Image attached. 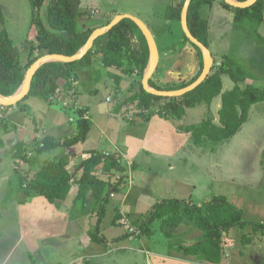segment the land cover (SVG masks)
<instances>
[{
  "label": "rangeland",
  "instance_id": "rangeland-1",
  "mask_svg": "<svg viewBox=\"0 0 264 264\" xmlns=\"http://www.w3.org/2000/svg\"><path fill=\"white\" fill-rule=\"evenodd\" d=\"M84 1L85 3L89 2L90 6H86L85 11L81 12V17L78 20L80 28L83 29L86 27H101L108 21V19L104 20V22L100 21L101 18H109L117 13L131 14L147 22H149L150 18L159 20L166 14L167 8L173 2V0H81V3ZM221 2L224 5V0H221ZM0 7L5 16V28L8 30L16 46V58L20 64H25L23 68L27 73L30 67V61L34 57L45 53L39 50L36 40L38 28L32 23L33 9L30 0H0ZM226 9L228 10L226 13L231 19L225 21L221 29L216 28L215 24L218 23H212L210 36L213 35L212 37L208 36L207 39L214 57L211 72H217L222 68L223 64L227 68L229 64L227 55H236L237 60L240 61V66L246 70L247 74H251L250 77L241 83V86L245 87L247 84L263 86L264 44H259L256 34L260 31L264 35V26L245 21L236 28L231 16L234 10L232 8ZM203 13L208 16L209 13L207 14L206 7L203 9ZM111 20L112 18L108 22ZM165 22L167 23L165 29H155L157 32L155 37L159 51L164 50L166 53H163V55L160 53L158 67L152 76L153 81L161 87L171 86L174 83L181 85L183 81H190L197 75L201 66L196 48L191 42L185 40L181 21L171 22L165 20ZM234 28L236 31H234ZM234 32L240 34L242 38H246L249 46H240L237 43L232 44L231 42L234 39L239 40L237 33L233 36L235 34ZM231 34L232 39L227 42L230 40ZM30 42L33 43L31 49L33 52L32 55H28ZM230 49L234 52H228ZM169 51H177L175 61L171 60ZM89 60L90 62H95V67L93 70L87 71L86 74H81L78 65L85 64ZM124 61L125 65L121 68L105 67L101 54H96L90 59L77 61L72 67L73 69H71L73 71L70 73V79L60 81V85L62 86L61 95L51 97L54 99H65L63 100V106L58 101L52 104L51 108L54 110H47V107H49L48 102L34 95H30L28 98L12 106L0 105L1 132L6 135L4 137L5 141L9 140L7 143H4L3 149L0 150V228L2 237H5V244L1 245L0 241V264H27L24 252L28 243L26 242L25 236L28 233L33 236L37 224H35V221H40L44 217L42 216L40 218V213L34 210L36 207H42L43 200L35 202L33 199L29 203H26L24 200L25 193H23L22 189L23 185L29 182L47 161L64 156L68 160L67 169L71 172L73 178L72 186H75L77 185V179L82 174L86 159L90 155L99 153L110 159L113 157L111 153L102 150L97 152L93 151V153L89 154L88 152L90 151L78 150V153L71 152L68 156L55 155L56 149H54L55 152L50 150L37 153L36 149L41 144L43 145L41 142L47 136V133L61 141L75 137L80 133L79 126L81 121L85 119V110L84 108L72 109L71 107L70 111V102L80 101V104L83 105L82 107H88L90 109L94 126L86 140L80 142L94 141L98 143V146L101 143H107L108 138L115 139L119 136L120 133L118 131H121L124 125L123 118L139 117V108L136 103L129 102V98L135 92L140 91L144 74L141 75L137 72L135 70L136 66L127 57L124 58ZM98 65H100V68H97ZM127 69L132 70L133 73L131 75L124 74L123 71ZM109 70L122 75L120 84H117V82L107 75L106 72ZM76 77H80L78 84L79 96L77 98L72 93L73 82ZM228 79L231 80V77L227 76L225 83ZM164 101L165 99L156 102L151 109L144 112V115L141 117L142 120L146 119L150 113L159 111ZM28 106H31L29 108L32 111L31 113L26 109ZM207 112H209L208 106L204 104L197 105L188 110L187 115L181 123L188 124L195 122L194 119L200 120V118L206 116L205 113ZM45 113L48 114L50 119L52 118V121L44 117V119L40 118ZM200 113H203L204 116L200 117L198 115ZM214 121H219V114L218 117L214 118ZM56 122L61 124V126L57 129L50 127L49 123ZM15 123H21L25 128H28L27 131L20 135L21 139L28 141L23 146L28 161H24L15 156L17 142L13 139L15 136L10 134L13 132L11 126ZM5 125L9 128L8 132L3 131ZM65 126L72 128L71 131L70 128L68 129ZM38 127H43L44 133L37 130ZM35 130L39 132L36 137L32 134ZM28 131L32 133L30 134ZM235 143H237L236 150H233L234 152H231L229 155V146H225L226 143L218 155L214 154L216 152V149L214 151V147L221 143H213L207 139L200 145L185 143L184 150L181 151L180 156L171 159V165L168 162L167 164H158L156 167V161L153 164L151 158L141 159L140 161L144 160L141 163L144 168L142 170L140 166L139 172H136L134 181L130 185L131 194L127 198L129 205L127 218L129 220L123 223V226H120L119 223L118 225L116 224L118 218L112 216V219L114 218V224L116 225L112 227L111 224L110 229L105 228L103 234L97 227L102 223L105 212L101 211L103 210L101 207L98 209L92 208L94 201L95 205L99 203V201L97 202L93 198L90 203H93L92 206L89 208L90 204L86 205L88 210H90V220H92L93 216L98 217L95 226L92 227L94 224L90 225L91 236L95 234L97 236L102 235L99 236L101 241L105 237L110 238L120 232L118 240L130 236H134L136 239L145 237L153 234L152 230L154 229L155 232H160L161 220H153V214H150V211L153 209L151 206L152 203L153 206H156L162 199L181 198L180 200L183 204L181 211L185 214L184 205H195L194 203L205 205V202L212 200L214 196L224 194L243 210L244 218L242 219V225H246L243 227L239 225L235 228V231L227 230L223 233V258L229 261V263L225 264H252L250 261L255 260H250L249 252H254L261 243L264 249V228L258 227L259 224L257 223L264 222V101L251 106L249 118L239 132ZM103 147H105V144H103ZM70 156H73L72 162ZM121 165L124 164L121 163ZM153 165V170L149 172L147 167ZM231 172L239 180H232L230 177ZM98 173L100 176L108 177L110 172L98 171ZM111 173L116 177L114 179L115 182L112 183L110 188L113 185H117L119 188L127 185L128 175L126 177V174L116 171ZM8 176L13 182L15 194L10 201L5 203L2 194H5L10 188L9 181H7ZM113 193L116 192L112 188L109 189L100 203L105 202V199L110 200L113 198ZM139 199L141 202L136 203V200ZM2 208L5 211H2ZM150 208L152 209L148 210ZM43 209L48 210L45 207ZM107 209L112 210L109 206ZM133 213L136 215V219L133 218L134 216L132 217L133 219L131 218ZM46 214L50 215L51 210L46 211ZM111 214V211L107 212L104 220L105 224H108ZM64 216L60 215L58 218H52L53 220L49 218L50 220L48 219V222H63L65 221ZM54 217L56 216L54 215ZM23 221H26V228L24 227ZM129 221L134 222L135 226L132 224V227H129ZM30 222H33L32 225H30ZM155 223L157 226L154 227ZM170 233L171 241L169 243L171 242L170 245L177 248L178 244L181 243L192 244L195 241H199L203 232L191 224L182 223L178 226H171ZM29 234L27 237H30ZM20 237L22 238L20 239ZM248 238L252 239V241H248ZM142 240L140 239V241ZM253 241L254 244L249 245ZM133 243H136V241ZM153 244L156 247L161 245L155 242V240ZM248 246V251L243 250L242 252V249ZM233 247L236 249L235 253H232ZM173 251L183 253L182 251L174 249ZM34 263H36V260L32 264ZM220 264H224L223 261Z\"/></svg>",
  "mask_w": 264,
  "mask_h": 264
},
{
  "label": "trees",
  "instance_id": "trees-1",
  "mask_svg": "<svg viewBox=\"0 0 264 264\" xmlns=\"http://www.w3.org/2000/svg\"><path fill=\"white\" fill-rule=\"evenodd\" d=\"M45 0H30L33 9L32 23L37 26L36 40L40 51L45 53H63L74 55L88 41L92 32L98 27L80 28L78 20L81 15V0H51L48 7L43 11L42 7ZM185 0H173L167 8L165 18L174 21H181V11ZM245 1V0H238ZM213 0H192L188 11V24L191 32L204 42L208 43V20L202 16L201 9L206 3H212ZM227 8L234 10L233 21L237 25H242L245 21L264 26V0H258L249 8H236L228 5ZM42 15L48 24L46 26L42 21ZM5 16L0 7V94L11 96L17 92L23 84L26 77L24 65L20 64L16 58L15 46L8 30L5 28ZM109 23V22H108ZM107 23V24H108ZM106 25V24H105ZM183 30V29H182ZM185 40L191 42L183 31ZM259 44H264V35L258 31L256 34ZM199 59L200 69L195 77L190 81H183L181 85L175 83L171 86L161 87L150 79V85L157 89H178L195 81L203 69V54L201 49L194 43ZM33 43L30 42V51L32 52ZM44 54V53H43ZM96 54H101L105 67L121 68L125 65L124 58L127 57L135 66L136 71L141 75L145 73L150 59V46L138 24L125 18L106 33L100 35L94 42V46L82 59H90ZM42 55V54H41ZM41 55L34 57L30 65ZM229 64L220 68L215 73H210L208 77L196 89L180 97H163L144 90L141 86L140 91L135 92L129 102L136 103L140 110H149L156 102L163 99L165 101L157 111L166 119L179 121L183 119L190 108L197 105H210L212 100L222 95V106L218 111L219 122H215L208 117L198 123L177 124L179 132L191 133L195 145H200L204 140L220 142L233 137L249 118V110L252 105L264 101V85L253 86L247 84L245 87L241 83L245 81L249 74L240 65L236 64L228 56ZM81 60V59H80ZM79 61V60H78ZM75 62L49 61L42 65L36 72L33 80L30 95L38 96L48 100L52 96H60L62 86L60 81L68 79L72 73V67ZM117 84L122 80V75L113 71L106 72ZM124 74L131 75L132 70H124ZM222 74L231 77L235 82L232 89L223 91ZM70 79V78H69ZM140 114H144L143 112ZM178 123V122H177ZM80 133L75 137L64 140L55 139L52 136H46L36 150L37 153L50 151L59 147H69L85 140L90 126L87 120L80 123ZM3 131L8 132L7 125ZM1 134V128H0ZM26 142L16 144L17 151L15 156L28 161L25 154ZM4 143L0 140V147ZM90 155L83 166L81 176L77 179L79 186L76 201L82 205L87 198L91 196L96 201H101L108 190L112 188L117 192L120 188L113 185L115 175L113 171L120 172L125 169L119 159L107 158L103 154L95 153ZM68 160L64 157L49 160L38 171V173L25 185V202L32 200L37 196L45 197L49 202L55 203L57 200H63L67 197L72 188L73 178L71 172L67 169ZM123 166V167H122ZM98 171L110 172L108 177L100 176ZM10 188L4 194L3 201L7 203L15 194L12 180L9 183ZM182 201L178 198H168L159 201L150 211L153 214V220H161L160 229L167 237H171L170 227L178 226L182 223L191 224L199 228L203 233L200 240L194 244H178L177 248L170 245V248L182 251L187 256H193L198 260L206 261L210 264H220L224 257V247L222 242L223 233L227 230L235 231L239 225H242L244 212L233 201L224 195H216L201 205H184L185 214L181 211ZM258 227L264 228L263 223H258ZM248 241L252 239L248 238Z\"/></svg>",
  "mask_w": 264,
  "mask_h": 264
},
{
  "label": "crops",
  "instance_id": "crops-1",
  "mask_svg": "<svg viewBox=\"0 0 264 264\" xmlns=\"http://www.w3.org/2000/svg\"><path fill=\"white\" fill-rule=\"evenodd\" d=\"M86 6H90V3L89 2L85 3V1L82 2L80 4V12L85 11ZM205 7L207 9V14L209 13L208 16L203 13V9ZM213 8L215 11L213 10ZM226 8L227 7L223 5L221 0H213L212 3H206L202 7L201 9L202 16L206 18L207 20H209L208 36H210V30H211L210 27L212 23H218V24H215L216 28L221 29V26L223 25V23L231 19V17L229 18V16L226 13L228 11ZM233 14L231 15L232 19H233ZM116 15H118V13L109 18H105V19L101 18L100 21L104 22V20H107V19L109 21L110 18L113 19ZM86 17H89V16H86ZM165 20H169V19H166L165 14H164V16L161 17V19L159 20L150 18L149 22H147L146 20H143V21L146 24L151 23V24H148V26L153 31L154 36H156L157 32L155 29L157 28L160 30L165 29L167 25ZM169 21L172 22L174 20H169ZM107 22L105 24H107ZM234 26L236 28L239 27V25H237L235 22H234ZM234 31H236L235 28H234ZM234 33L235 34L233 36H235L237 32H234ZM212 35L210 37H212ZM238 35H239V40L234 39L231 43L232 44L237 43L240 46L242 45L249 46L247 44V39L242 38L240 34ZM231 39H232V34L230 35V40H228L227 42L231 41ZM228 52H234V51L230 49ZM15 53H16V48H15ZM160 53L163 55V53H166V51L163 50V51H160ZM175 54L177 55V51H172V52L169 51V55L171 56L172 61H175L177 58ZM228 56H230V58H232L236 64L240 65L239 64L240 61L237 60L236 55L228 54ZM94 64H95L94 61L90 62L89 60L85 64L78 65V68L81 71V74H86L87 71L93 70V68L95 67ZM97 68H100V65H98ZM227 76L228 75L226 74H222L221 76L222 81H223V86H224L223 91L232 89L235 85V82L232 79L231 80L233 82L228 79L227 82L225 83V79ZM74 80L75 81L73 82V92L72 93H74L73 96L74 97L76 96L75 98H77V96H79L78 84L80 82V77L79 78L76 77L74 78ZM63 100L65 99L64 98L62 99L49 98L48 100L43 99V101L48 102L49 107H47V110L53 109L51 108L52 107L51 105L54 104L56 101L60 102L63 106L64 105ZM70 103H71L69 106L70 109L67 108L70 111H71V107L72 109L73 108L74 109L84 108L85 110L84 114L86 115L85 119L88 120V123L90 126L89 132L87 134L88 136L91 129L94 126V121L92 120L90 109H88V107H82L83 105L80 104V101L78 102L72 101ZM206 106H208V111H209L205 113L206 116L204 118H200V120L194 119L195 122H190V123H198L201 120L208 118V117L212 118V120H214L215 117H218V111L222 106V96L221 95L216 96L212 100L211 104L206 105ZM30 107L31 106H28L26 109L29 110ZM146 111L147 110L139 109L138 118H134V117L127 118V119L123 118L124 125L122 126V130L118 131V133H120L119 136L115 139L108 138L107 143H101L100 146H98V143H95L94 141H91V142L84 141V142H79L78 144H75L73 146L59 147L56 149L55 155L57 156H61V155L68 156V154H71V152L78 153V150L90 151L88 152V154L93 153V151L97 152L100 150L111 153L113 157L119 159L120 162L124 164L123 166H125V169L123 173L126 174V177L128 175L127 185L123 188H120V190L117 191L116 193H113L114 196L110 200L105 199V202L103 203H100L99 201V203H96V205L94 201L93 206H92L93 203L90 204L91 200L93 199L91 196L87 198L88 201L86 200L84 205L76 201V196H77L78 189H79L78 185H75V186L73 185L67 197L63 200H57L55 203L49 202L43 196H37L33 198L35 202H39L43 200L42 207L40 208L36 207V209L34 210L35 212L40 213V218L42 216L44 217H42L40 221L39 220L35 221V224L36 223L37 224H36V229H35V233L33 234V236L30 235L29 233L28 234L30 237H27L28 234L25 236L26 242L28 243V246L25 247L26 249L24 252V255L27 259V264H32L33 262H35V260H36V263L34 264H210L206 261L198 260L197 258L193 256H187L181 252L173 251L170 248L171 242L169 243V241H171V237L169 238L165 236V234L161 231V229L159 230L160 232H155V229H154L152 230L153 234H150L145 237L137 238V239L134 236H130L125 239L118 240V235H120L121 232L110 238L105 237L104 239H102V241L100 240V237H99L102 235L97 236L94 232L95 235L91 236L90 225L94 224L92 225V227H94L97 222L98 217L93 216L92 220H90L91 218L89 215L90 210H88V208L86 207L87 204H90L89 208L91 206L92 208H95V209H98L101 207V209H103L101 211L105 212L102 223L98 225L97 227L98 229H100L102 233L104 232L105 228L110 229L111 224H112V227L116 224L118 225V223L120 224V226H123V223L129 220L127 218V209L129 208L127 198H128V195L131 194L130 185L134 181V176L136 172L137 173L139 172V167L141 166L142 170L144 168L143 165L141 164L144 160L142 161L140 160L145 159V158L146 159L151 158L153 164H154V161H156L157 163L155 165L156 167L158 164H167L168 162L171 165V162H170L171 159L173 157L180 156L181 151L184 150L183 148L185 147L184 146L185 143H194V141L192 140L191 133L179 132L177 130V124H180L181 122H183V119L177 121L178 122L177 123L176 121L166 119L164 116L160 115L156 111V112L150 113L146 119L142 120L141 117L144 114H140V113L142 112L144 113ZM28 112L31 113L32 111L29 110ZM76 114L78 115V113ZM198 115H200V117L204 116L203 113L202 114L200 113ZM43 117L45 119L46 118L50 119L48 114L46 113L44 116H41L40 118L44 119ZM50 120L52 121V118ZM49 125L50 127H53L55 129L61 126V124H58L57 122L51 123V124L49 123ZM243 125H242V128H243ZM65 127L68 129L70 128L68 126H65ZM11 128L13 132H11L10 134H13L15 136V138L13 139L16 140L17 143L20 141L28 142L27 140H23L20 137V135H22V133L27 131L28 128H25V126H23V124L21 123L19 124L15 123L14 125L11 126ZM242 128L235 134V136L229 139H226L220 142L211 141L213 143L222 144V145L221 144L215 145L214 151L216 149V152L214 154L218 155L221 152L222 147L225 143H226L225 146H229L228 155L231 152L233 153L234 152L233 150H236V147H237V143H235L236 138L239 132L242 130ZM71 129L72 128H70V131ZM37 130L44 133L43 127H38ZM28 132L30 134L32 133L30 131ZM38 133L39 132L35 130V132L32 134L33 136L36 137ZM4 134L5 133L2 134L1 132L0 140H2L3 143H7L9 140L5 141L4 137L6 135ZM47 136H51V135L47 133ZM103 144H105V147L102 148ZM1 149L3 148L0 147V150ZM62 157L64 156H61L60 158ZM70 157H71V162H72L73 156H70ZM153 168H154V165L147 167V170L151 172ZM230 177L232 178V180H235V179L239 180L238 177H235V175L232 172L230 174ZM7 181H9L10 183L9 176L7 178ZM2 196H4V193L2 194ZM178 199H181V198H178ZM229 200L231 199L229 198ZM30 201H28V203ZM140 202H141L140 199L136 200V203H140ZM194 204L200 205L198 203H194ZM108 206L112 210H108L107 209ZM151 206L152 208L154 207L153 203L151 204ZM43 207L48 208V210L43 209ZM152 208L148 210H151ZM49 210H51V214L47 215L46 211H49ZM2 211H5V209L2 208ZM108 211H111L112 214H111V217L109 218L108 224H105L104 220H105V217ZM54 215L56 217H54ZM60 215H63V216L65 215L64 216L65 221L58 222V223L56 221L48 222L49 218L53 220L52 218H58ZM112 216L118 218V220H116V224H114V221H113L114 218L112 219ZM132 217L135 218L136 215L133 213L131 215V218ZM32 223L33 222H30V225H32ZM257 223L264 224V222H257ZM23 224H24V227L26 228V221H23ZM132 224H134V222L129 221V227H132ZM155 226H157L156 223L154 224V227ZM244 226L246 225L244 224ZM0 227H1V224H0ZM162 234L164 235L162 236ZM2 236L3 235L1 232V228H0L1 245L5 244V237H2ZM21 238L22 237H20V239ZM140 239H143V240L140 241ZM154 240L155 242H158L161 245L156 247L153 244ZM135 241L136 243H133ZM194 243H197V241H195ZM253 244H254V241L252 242V244H249V245H253ZM257 248L258 249H255L254 252L252 251L249 252L250 260L252 259L255 260V261H250V262L252 264H264V249H263L262 243ZM247 249H249V246L245 249H242V252L243 250L248 251ZM235 250L236 249L233 247L232 253H235ZM234 260H238V259H234ZM223 263L224 264L229 263V261H227L226 258H223Z\"/></svg>",
  "mask_w": 264,
  "mask_h": 264
},
{
  "label": "water",
  "instance_id": "water-1",
  "mask_svg": "<svg viewBox=\"0 0 264 264\" xmlns=\"http://www.w3.org/2000/svg\"><path fill=\"white\" fill-rule=\"evenodd\" d=\"M51 0H45L43 7H42V14L43 11L48 7ZM192 0H185L183 4V8L181 11V24L183 31L185 35L189 38V40L196 44L202 51L203 54V69L199 77L191 82L190 84L178 88V89H157L150 85V79L152 78L155 70L158 67L159 59H160V51L159 47L156 41V38L153 34V31L151 28L146 24L141 18L131 15V14H118L116 15L108 24L103 25L101 27L96 28L92 34L90 35L88 41L86 44L82 47L81 50H79L74 55H67L63 53H44L40 57H38L28 68L25 80L23 84L20 86V88L17 90V92L21 89V93L14 97L17 92L11 96H3L0 94V105L3 106H12L23 99H25L32 87V80L36 74V72L39 70V68L44 65L45 63L49 61H62V62H75L80 59H82L88 51L94 46L95 40L102 34L106 33L110 29H112L115 25H117L121 20L125 18H130L134 20L138 26L141 28L143 34L145 35L149 46H150V59L148 66L145 70V73L143 75L142 79V86L145 91L158 95L163 97H180L185 95L186 93L193 91L196 89L202 82L205 81V79L208 77V75L212 71V66L214 63V57L212 55V52L204 42H202L199 38H197L190 30L189 24H188V11ZM228 5H231L236 8H249L252 5H254L258 0H245V1H238V0H224ZM42 21L43 23L48 26L45 17L42 15Z\"/></svg>",
  "mask_w": 264,
  "mask_h": 264
},
{
  "label": "bare ground",
  "instance_id": "bare-ground-1",
  "mask_svg": "<svg viewBox=\"0 0 264 264\" xmlns=\"http://www.w3.org/2000/svg\"><path fill=\"white\" fill-rule=\"evenodd\" d=\"M21 89L17 92V94L14 97H17L21 93V91H22Z\"/></svg>",
  "mask_w": 264,
  "mask_h": 264
},
{
  "label": "built area",
  "instance_id": "built-area-1",
  "mask_svg": "<svg viewBox=\"0 0 264 264\" xmlns=\"http://www.w3.org/2000/svg\"><path fill=\"white\" fill-rule=\"evenodd\" d=\"M132 238V237H131Z\"/></svg>",
  "mask_w": 264,
  "mask_h": 264
}]
</instances>
